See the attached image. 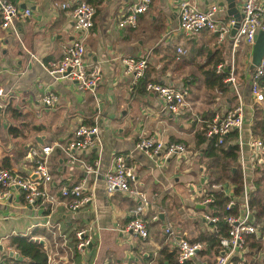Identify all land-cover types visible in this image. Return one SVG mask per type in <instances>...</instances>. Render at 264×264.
Returning <instances> with one entry per match:
<instances>
[{
    "label": "crops",
    "instance_id": "crops-1",
    "mask_svg": "<svg viewBox=\"0 0 264 264\" xmlns=\"http://www.w3.org/2000/svg\"><path fill=\"white\" fill-rule=\"evenodd\" d=\"M10 1L32 12L27 18L15 20L10 29L0 28V89L4 93L0 97V168L6 164L26 173L33 167L29 153L43 145L52 146L49 166L53 182L72 185L84 181V193L91 199L78 210L70 211L66 200L59 197L46 211L24 205L18 190L11 191L8 197L0 194L2 254L9 255V250L16 252L10 247L11 236L28 235L42 241L48 264H154L156 252L162 246L176 249L173 240L164 233L165 224H172L179 235L189 240L196 238L201 232L200 223L206 224L201 218L204 205L200 196L208 179V160L203 150L209 140L203 132V120L223 114L238 102L230 82L224 80L227 82L224 89L207 87L205 74L215 67L216 72L225 68L229 76L236 70L235 59L237 71L238 65H242L241 79L236 82L244 112L242 137L247 140L252 136V69L250 65L245 70L244 61L247 52L251 59V49L242 42L233 48L231 38L218 40L208 30L185 33L178 24L181 0H152L131 28H119L118 22L137 0H85L96 7L92 28L81 36L85 60L89 66L100 68L101 80L93 92L82 91L75 81L51 77L44 64L58 60L62 46L77 36L71 9H63L60 4L73 6L84 0ZM188 1L206 9L223 0ZM234 1L241 13L243 0ZM219 6L216 13L219 22L227 24L234 19L227 13L226 5ZM178 46L184 47L187 54L177 58ZM125 56L148 59V70L136 83L124 72L121 59ZM149 81L186 90V105L181 112L169 113L155 94L139 89ZM48 91L59 96L56 106L50 109L41 103ZM258 105L264 108V101ZM82 123L98 125L102 149L95 144L79 155L81 162L69 164L64 150L72 130ZM9 126L17 128V136L8 133ZM155 133H160L165 141L184 143L186 153L173 155L162 163L135 147L138 138ZM115 154L127 158L135 168L139 188L152 197V206L142 216L148 227L145 239L126 229L135 201L119 191L105 192L103 174L111 168ZM244 154L254 157L247 145ZM82 164L97 167V173L87 174ZM248 177H253L251 170ZM226 194L232 195L230 187ZM47 215L55 225L54 233L42 225ZM208 225L206 230L210 231L212 226ZM80 228L89 229L94 236L84 253L74 248V231ZM254 237L261 239L262 247L246 255L247 244L244 262L264 264V237ZM193 242H201L203 246L193 260L213 264L216 249L212 247L206 252L204 242Z\"/></svg>",
    "mask_w": 264,
    "mask_h": 264
},
{
    "label": "built area",
    "instance_id": "built-area-1",
    "mask_svg": "<svg viewBox=\"0 0 264 264\" xmlns=\"http://www.w3.org/2000/svg\"><path fill=\"white\" fill-rule=\"evenodd\" d=\"M151 1L137 0L133 2L118 22V27L131 28L136 26L139 15L148 10ZM60 7L71 9L72 26L77 36L62 46V55L58 60L47 62V64H44V68L54 79L66 78L75 81L79 90L93 92L101 80V70L97 66H89L87 64L85 60V44L81 36H84L92 28L96 7L85 0L73 6L68 3H62ZM219 10L220 6L217 4L201 9L188 0H181L179 2V28L185 33L208 30L215 33L218 40L231 38L233 48L242 42L251 49L258 32L264 31V0L242 1V16L233 36L230 35V30L234 24V19L227 24L219 22L216 19V13ZM31 12L29 8L21 9L13 1L0 0V28L3 30L10 29L15 20L27 18L31 15ZM175 51L177 58L187 54V50L181 46L176 47ZM31 56L33 57V55ZM121 63L124 72L132 76L134 83L144 77L149 67L148 59L143 56H125L121 59ZM219 68L220 65L217 66V71L220 70ZM263 75L264 58L250 75V94L253 105L261 104L264 101V93L260 85ZM226 81L232 84L238 102L225 110L223 114L203 120V132L208 140L213 141L214 146H222L225 143V138L230 133H237L235 142L238 144V160L243 170L244 189L239 198H232L226 206V209H229L236 201L240 203L237 214L224 216L223 221L227 225V234L219 237L220 251L216 252L213 264H242L244 262L247 238L251 235L264 237V234L260 231V226L254 221V215L248 203L251 189L248 174L250 170L252 172V168L248 165V160H246L244 145H247V148L254 154L252 160L260 156L258 161L261 162L264 155V144L260 138L253 136L247 140L243 139L244 112L242 97L233 73L226 78ZM145 89L161 99L165 109L171 114L181 112L186 105L187 92L184 89H177L172 85L150 81L145 84ZM2 96H4V93L0 89V97ZM58 101L59 96L54 91L44 93L41 98V103L46 109L55 107ZM95 144H98L99 149H102L98 125L96 123L78 124L72 130L70 140L64 150L67 162L69 164L81 162L79 155L90 150ZM135 147L150 157L159 158L162 163L173 155H184L187 151V146L184 143L165 141L160 133L138 138L135 142ZM52 150V146L43 145L39 150H33L29 153L33 167L26 173L16 169L0 168V194L8 197L11 191L18 190L24 205L42 207L46 211L49 205L59 197L66 200V206L70 211H76L88 203L91 198L84 193V181L72 185H56L53 182L49 166V155ZM95 164L97 165V162ZM82 165L87 174L97 173V167L89 164ZM103 181L107 194L119 191L135 201L136 205L126 229L145 239L148 236V227L142 216L152 206V197L150 198L139 188L140 182L135 168L124 155L115 154L111 168L103 174ZM212 188L222 189L219 184L213 185ZM224 191L226 193L228 189L225 188ZM209 201L210 198H206L201 203L205 204ZM202 219L208 224H213L219 220L218 216L206 212L203 213ZM42 225L49 227L51 232L54 233L55 225L52 223L50 215H47V219ZM164 233L168 239L171 238L175 243L176 260L179 263L196 258L198 252L203 248L201 242H190L185 236L179 235L170 223L165 224ZM93 237V234L87 228L76 229L74 231V248L79 253H84L92 243ZM220 252H224V255H221ZM235 258H237V261H235ZM1 261L2 254L0 253V263Z\"/></svg>",
    "mask_w": 264,
    "mask_h": 264
},
{
    "label": "trees",
    "instance_id": "trees-1",
    "mask_svg": "<svg viewBox=\"0 0 264 264\" xmlns=\"http://www.w3.org/2000/svg\"><path fill=\"white\" fill-rule=\"evenodd\" d=\"M93 4V3H92ZM229 71L225 68L222 72H216L215 67L205 74V82L207 87L224 89L227 82ZM145 83L139 86V89L145 90ZM261 89L264 93V75L260 80ZM251 135L260 138L264 144V108L259 105H253L252 123L250 126ZM8 133L17 136V128L13 126L8 127ZM237 133L232 132L225 138V143L222 146H214L213 141L209 140L203 150L204 157L208 160V179L203 185V191L200 196L201 202L210 198V201L202 204L204 208L201 210L206 213L218 216L219 220L211 224L212 229L201 230L196 238L188 239L193 242L200 240L206 245V252L212 247L216 252L220 251L219 237L227 234V225L223 221L224 216L228 214H237L240 203H236L226 209L228 202L234 198H239L244 189L243 170L238 160V144L235 142ZM33 163V162H32ZM5 169L11 170L9 165L4 164ZM253 177L251 180L252 189L249 193V206L254 215V221L260 227V231L264 234V155L262 161L252 168ZM219 184L222 189H214L213 185ZM231 188L232 195H227L225 188ZM10 247L16 250L20 258H14L7 254H2V261L0 264H48L47 252L43 243L40 240L32 239L28 235H13L9 238ZM249 250L247 253H254L261 249L262 241L260 238H255L253 235L247 238ZM205 252V251H204ZM176 249L170 248L168 245L162 246L156 252L154 264H198L193 259L179 263L176 260ZM245 255V254H244ZM152 258V254H150ZM243 262L242 264H245ZM247 264V263H246ZM252 264V263H248Z\"/></svg>",
    "mask_w": 264,
    "mask_h": 264
},
{
    "label": "water",
    "instance_id": "water-1",
    "mask_svg": "<svg viewBox=\"0 0 264 264\" xmlns=\"http://www.w3.org/2000/svg\"><path fill=\"white\" fill-rule=\"evenodd\" d=\"M219 5H226L227 13L233 16L234 18V24L230 30V35L233 36L236 33V30L239 26V21H240L242 14L238 12L235 6L234 0H223L219 2ZM22 7H24V4ZM263 58H264V31H260L258 32L255 43L253 44L251 48V69L252 71L256 68V66L260 64ZM1 113H2V107L0 105V128H1V121H2ZM202 180L203 179H201V181ZM40 243H42V241H40ZM0 253L1 254L4 253V246L2 244H0ZM8 254L9 256H14L15 258L19 257V254L17 252H14L13 250H9ZM220 254L224 255V252H220Z\"/></svg>",
    "mask_w": 264,
    "mask_h": 264
},
{
    "label": "rangeland",
    "instance_id": "rangeland-1",
    "mask_svg": "<svg viewBox=\"0 0 264 264\" xmlns=\"http://www.w3.org/2000/svg\"><path fill=\"white\" fill-rule=\"evenodd\" d=\"M245 50V49H244ZM247 50V49H246ZM247 52V51H246ZM250 55L248 54V52H247V54H246V58H245V70H248V68L249 67H247V66H250L251 65V62H250ZM229 64H230V62H229ZM243 64V65H244ZM233 66H234V68L236 69V70H234L235 72H234V74H233V77L235 78V80H237L238 81V79H241V75H242V72H243V67H242V65H238L239 66V68H238V71H237V62H236V59H235V62L233 63ZM241 67V68H240ZM233 73V72H232ZM251 73H252V71H251ZM238 78V79H237ZM245 157H246V155H245ZM246 158H248V165L251 167V168H253V167H256V165H258V163H260L259 161H258V159L260 158V156L259 157H257V159H253L252 160V158L248 155V157H246ZM239 159V158H238ZM185 167H186V165L185 164H183V166H182V169H185ZM252 176H253V172H252ZM248 179H249V182H250V185H251V180H252V178L251 177H248ZM264 186V185H263ZM226 189H228V188H226ZM251 189H252V185H251ZM250 189V190H251ZM202 215L203 214H201V218H202ZM203 220V219H202ZM204 221V220H203ZM202 222V221H201ZM206 224H204L203 222H202V224L200 223V231H201V228H205V230H206V228H207V226H209L208 225V223L206 222V221H204Z\"/></svg>",
    "mask_w": 264,
    "mask_h": 264
}]
</instances>
